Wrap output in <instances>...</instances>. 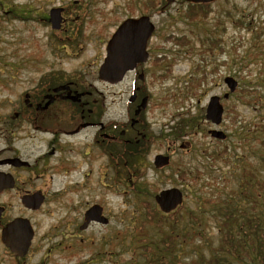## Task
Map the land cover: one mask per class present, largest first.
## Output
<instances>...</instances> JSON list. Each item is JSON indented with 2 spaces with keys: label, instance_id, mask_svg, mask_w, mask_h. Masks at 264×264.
I'll use <instances>...</instances> for the list:
<instances>
[{
  "label": "rangeland",
  "instance_id": "obj_1",
  "mask_svg": "<svg viewBox=\"0 0 264 264\" xmlns=\"http://www.w3.org/2000/svg\"><path fill=\"white\" fill-rule=\"evenodd\" d=\"M1 1L0 13L17 9L25 16L30 15L35 22H14L9 15L0 19V55L5 54L2 57L5 62L13 60L22 64L17 70L0 67V75L2 72H18L20 76L17 86L9 90L11 94L21 93L51 69H62L64 75L78 81L82 90L96 91L104 97L103 113L99 117L102 124L124 116V97H113L109 103L111 89L98 79L97 70L104 58L107 40L115 26L127 16L129 0H97L93 4L97 6V16L91 20L92 25H86L88 32L83 35V40L62 50L53 46L58 33L39 17L49 7L58 4L70 6L74 0ZM88 1L80 0L83 9L71 10L73 16L83 15L89 9ZM174 1L163 15L157 17L152 14L157 30L149 45L162 47L167 61L172 60L173 64L171 74L164 78L161 87L151 85L153 103L161 96L165 98L168 92L181 90L188 76L195 74L193 69L197 64L212 74L207 88L200 90L196 97L182 100L180 108L170 106L150 111L146 122L153 133L168 132L165 130L167 125H175L182 116H203L208 98L226 92L222 82L225 76L233 77L243 90L256 88L255 94L264 97V0H217L210 5L206 18L196 16L192 18L194 20H184L183 0ZM36 6L46 10H39ZM185 12L191 14L188 9ZM243 23L250 24V27L243 26ZM97 28L96 33L92 32ZM172 35L186 37L189 44L183 47L165 42L166 37ZM206 36L220 37L219 43L225 53L217 55L215 52L208 56L206 48L211 43ZM117 89L121 91L123 86ZM243 90L224 102L225 112L219 127L207 128L200 119L196 131L177 141L176 151L170 153V164L158 170L152 164L153 158L156 154H167L166 147L171 142L161 133L160 141L145 147L141 160L131 161V178L120 158L112 164V167L118 166L111 170L110 161L101 155L100 148L87 145L92 138L91 129L74 136L62 135L65 168L62 172H48L44 181L42 177V181L36 182L37 187L49 183L51 188L47 190L48 199L43 210L35 216L38 235L46 232L50 223H62V247L54 248L45 257L46 264H152L161 256L158 242L168 227H173L180 235L177 247L169 252L170 256L176 255L179 264H196L201 257L209 258L220 243L218 222L207 200L235 204L247 215L252 211L264 231V196L261 194V198L259 194L257 197L255 193L258 200L254 204L238 196L245 171L252 172L258 180H264L263 151L258 141L262 136L257 133L258 128L264 125V107L251 100L256 99L255 94L247 95ZM211 128L228 134V137L220 143L212 140L207 135ZM64 129L67 128L62 127ZM234 130L241 134L236 136ZM180 142L190 143L187 151L178 149ZM45 146L36 136L28 146L29 155H39ZM218 153L222 157L212 162L210 157ZM188 171L192 172L190 176ZM172 187L182 191L183 202L175 211L164 215L153 197L160 190ZM55 190L58 192L53 193ZM3 201L8 205H21L12 194L4 196ZM94 204L103 208L108 224H93L87 230L79 231L83 212ZM148 208L155 221L162 223L160 228L157 224L145 222ZM134 236L140 241L135 243ZM140 245L147 246L148 250L140 248Z\"/></svg>",
  "mask_w": 264,
  "mask_h": 264
},
{
  "label": "flooded vegetation",
  "instance_id": "obj_2",
  "mask_svg": "<svg viewBox=\"0 0 264 264\" xmlns=\"http://www.w3.org/2000/svg\"><path fill=\"white\" fill-rule=\"evenodd\" d=\"M34 1L32 0V2ZM141 1L143 0L136 2L143 11L129 12L124 19H136L147 14ZM186 1L188 2V0ZM97 2V0H89V9L81 16H73L74 12L71 11L83 9V3L80 0L72 1L70 6L54 5L49 7L47 11L44 7L36 6L35 8L45 11L39 18L45 20L46 26L48 25L53 32L58 33L53 46L62 50L65 47H74L83 40V35L88 32L86 31L88 29L86 25H92L93 21L91 20L97 16V6L93 5ZM191 5L195 6L197 4ZM210 5L204 4L207 8L204 18L209 13ZM0 6H2L1 0ZM53 9L60 10L58 13V28H52L51 26L50 12ZM151 9H157L161 13L165 6L162 3L153 4ZM8 15L11 16L10 19L14 22L19 20L35 23L30 15L25 16L17 9L1 12L0 19ZM153 24L155 25V22ZM117 26H115V29ZM97 30L98 28L92 32L96 33ZM154 32L150 39L155 36ZM219 41H221L220 37ZM210 46L211 44H208V47ZM146 53V60L136 63L134 68L127 71L119 82L104 83L111 89L108 95L109 103L113 100V97L117 99L121 96L124 97V116L122 118H112L106 124L99 121V117L103 113L104 97L99 96L96 91L82 90L78 81L71 76L64 75L62 69L59 71L49 70L36 82H31L30 86L15 95L11 94L9 90L17 86L20 79L18 72H2V75H0V264H46L45 257L54 248L59 249V247H62V223H50L47 231L42 235H38L35 220V216L40 214L47 202V190H51L49 183H44V186L40 188L37 187L36 182L38 180L42 181V177L44 181L48 172H62L65 168L64 161H62V135L74 136L91 129L93 134L87 145L91 148H100L101 155H105L110 161L109 168L111 170L118 166L112 167V164H116L117 159L120 158L125 171L131 178V161L141 160V153L145 147L147 145L152 146L155 141H160L158 139H161V133H164L166 138L171 140L167 144V154H165L170 163L172 157L170 153L176 151L177 141L196 131L200 125V119L207 125V128L212 126L205 118L208 103L206 102L203 109L204 115H200L199 118H190L188 115L182 116L176 121L175 125H167L165 130L168 132L166 133L164 131L153 133L149 130L146 115L150 111L170 106H175L176 109L180 108L182 100H186L189 96H195L200 90L207 88L206 84L210 78V73L201 65H197L198 70L193 69L195 74L192 73L188 76L181 90L176 93L168 92L165 98L162 99L161 96L157 102L153 103L154 95L151 91V85L161 87L164 78L171 74L173 64L172 60L167 61L162 47L157 44L150 46L147 43ZM4 56V53L0 55V67H14L17 70L18 66L22 65L13 60H6L5 62L2 59ZM97 77L99 79L98 70ZM194 77L198 79L196 87L191 86L189 82V79ZM26 84L29 85V82H26ZM119 86H123L121 91L117 89ZM224 94L226 92H223L219 97ZM62 127L67 129L62 130ZM209 131L210 129L207 130V135H209ZM36 136L46 146L39 155L33 156L31 153L30 156L28 146ZM189 146L190 143L188 142H180L178 149L187 151ZM91 158L92 156H89V159ZM13 159L18 160L15 162L17 164L9 162ZM154 168L163 169L156 168V166ZM50 179L49 176V182ZM34 192H40L43 201L39 208L30 210L21 204L20 199L22 196ZM56 192L58 191H53V193ZM11 194L16 196V200L21 205L4 203L3 197ZM86 210L83 212L82 221L78 226L81 232L83 230L80 227L84 222ZM11 223H23L31 232V237L25 249L24 243H22L17 252L11 250L2 236L4 230ZM88 223L84 230H87L93 224L96 225L98 221L92 220ZM36 254L40 255L34 259L33 257Z\"/></svg>",
  "mask_w": 264,
  "mask_h": 264
},
{
  "label": "trees",
  "instance_id": "obj_3",
  "mask_svg": "<svg viewBox=\"0 0 264 264\" xmlns=\"http://www.w3.org/2000/svg\"><path fill=\"white\" fill-rule=\"evenodd\" d=\"M148 4L149 3H147V5ZM204 13L205 12L203 10H199V16H203ZM195 17V13L193 15H186V18H189L191 20H194L192 18ZM246 25L248 28L250 27L249 24ZM186 40L187 39L184 36H182L181 38L173 39V37H170L165 39L166 42L171 41L170 43H173V45L189 44V41ZM201 43H203L202 40ZM194 81H192V83ZM242 90L243 89L238 90V92L234 94V97L237 96ZM255 90L257 89H245L243 90V93L247 95H254L256 93ZM256 94V99L251 98V100H256L254 101V104L256 103V105H258L257 103H259L263 108L264 97H261L260 95L258 96ZM247 95L245 96L247 97ZM245 96H243L244 103H246ZM258 129L259 130L257 133H261L262 136L258 141L259 147L263 151L261 160L263 161L264 165V125L260 126ZM240 131H242V129ZM234 133L236 134V136H239L241 134L237 133V130H234ZM221 157V153H218L216 155H212L211 160L212 162H215V160ZM239 188L241 191L238 192V196L245 199L249 203L251 202L254 204L257 199L256 196L259 197V194H262L264 196V180L256 179L255 175L250 171H245ZM255 193H257L256 196ZM207 203H210L212 208L214 209L213 217L216 219V222H218L220 243L217 246L215 252L209 258L206 259L204 257H201L199 259V262H196V264H243L246 262H249L248 264H264V231L260 227L259 218L256 216V214H253V212L251 211V213L247 215L246 211L240 209L237 205L231 204L226 201L222 202L220 200H217V202H213L211 200H207ZM151 213L152 211L148 208L145 215V222L157 224V227L160 228L162 223H157L156 218L151 215ZM140 228L142 229L141 226ZM167 230V232L162 233L160 242H158L160 246H158L157 249L161 252V256L159 257V259H156V262L154 260L152 264L180 263V260L176 255L170 256L169 254V252L171 253L177 247L180 235L175 232L173 227H168ZM134 237L135 243L140 241L136 236ZM161 244L163 245V248ZM139 247L148 250V247L145 245H140Z\"/></svg>",
  "mask_w": 264,
  "mask_h": 264
},
{
  "label": "water",
  "instance_id": "obj_4",
  "mask_svg": "<svg viewBox=\"0 0 264 264\" xmlns=\"http://www.w3.org/2000/svg\"><path fill=\"white\" fill-rule=\"evenodd\" d=\"M192 2H210L212 0H191ZM167 2H170L168 0ZM59 9H53L50 12V22L52 28H58ZM153 31V25L150 24L147 17H141L137 20H125L111 36L106 46V56L101 64L98 75L99 78L108 83L118 82L122 79L126 71L132 69L137 62H143L146 59L145 46L146 42ZM229 92H233L236 88V81L231 77L224 79ZM228 94L224 95L226 98ZM206 118L213 124L218 125L221 121L222 106L216 96L209 99L206 108ZM210 135L213 138L222 140L224 134L220 131L211 130ZM16 159L9 160L12 164ZM156 167H163L168 164V158L158 155L154 159ZM155 202L160 210L168 213L175 209L181 203L182 194L176 188H170L160 191L155 195ZM43 197L40 192H34L21 197L22 204L28 209H37L42 203ZM101 207L94 205L90 207L84 214V223L80 227L85 228L90 220L98 221L101 224L106 223V219L101 216ZM22 221V220H21ZM24 221V220H23ZM8 235V237H7ZM6 244L13 251L19 250V246L24 243V249L29 242L31 232L23 223H11L2 233ZM25 241V242H24Z\"/></svg>",
  "mask_w": 264,
  "mask_h": 264
}]
</instances>
